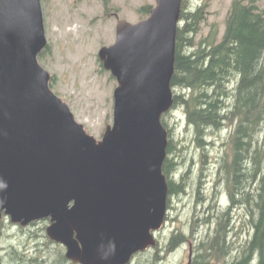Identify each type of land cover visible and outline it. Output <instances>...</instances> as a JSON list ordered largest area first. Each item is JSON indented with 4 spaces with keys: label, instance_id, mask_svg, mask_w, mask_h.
I'll return each instance as SVG.
<instances>
[{
    "label": "water",
    "instance_id": "95a60500",
    "mask_svg": "<svg viewBox=\"0 0 264 264\" xmlns=\"http://www.w3.org/2000/svg\"><path fill=\"white\" fill-rule=\"evenodd\" d=\"M181 9L182 0H157L146 19H120L115 42L100 48L118 86L113 125L98 141L39 62L42 0H0V231L3 215L21 225L50 218L47 234L79 264H129L156 245Z\"/></svg>",
    "mask_w": 264,
    "mask_h": 264
},
{
    "label": "trees",
    "instance_id": "16d2710c",
    "mask_svg": "<svg viewBox=\"0 0 264 264\" xmlns=\"http://www.w3.org/2000/svg\"><path fill=\"white\" fill-rule=\"evenodd\" d=\"M259 1L233 0L225 31L219 38L216 27L208 34L202 32L209 2L191 5L189 0H182L171 81L174 104L162 116L169 137L163 172L170 197L185 191L184 181H172L184 163L183 154L179 160V150L173 148L174 136L167 121L171 112L183 109L186 122L195 133L194 139L203 149V169L209 165L205 146L215 145V141L209 140L210 132L232 126L224 142L225 151L218 160L216 179V184L221 183L225 188L229 204L225 207L214 204L220 210L212 221L215 226L198 244V253L190 264H264V8L259 6ZM151 9L144 5L139 12L149 15ZM48 47L39 54L40 61ZM238 209L239 220L245 227L243 242L232 239L235 229L232 222ZM206 222L210 223L209 217ZM185 237L183 232L175 233L168 250H176ZM58 256L50 262L48 252L30 258L20 253L17 261L66 263L63 253ZM5 261L0 256V264ZM143 263L158 261L148 258Z\"/></svg>",
    "mask_w": 264,
    "mask_h": 264
},
{
    "label": "rangeland",
    "instance_id": "374dc122",
    "mask_svg": "<svg viewBox=\"0 0 264 264\" xmlns=\"http://www.w3.org/2000/svg\"><path fill=\"white\" fill-rule=\"evenodd\" d=\"M206 1L209 14L202 32L208 34L216 27L221 38L233 0H189V3L197 5ZM156 4L157 0H42L49 47L39 62L51 74V89L68 103L76 120L98 141L107 127L113 125L114 91L118 86L117 79L104 68L98 52L101 47L115 42L120 19L131 23L146 19L150 14L144 15L139 9L144 5L152 8ZM258 4L264 8V0ZM182 110L172 111L167 121L174 136L173 148L179 150V160L183 154L184 165L180 166V171L178 169L175 179L184 181L185 191L169 197V217L157 234L161 248L155 254L153 247L140 264L148 258L157 259V264H189L198 253L200 241L213 231L212 221L217 219L219 210L214 204H221V207L229 204L225 188L221 183L216 184V179L218 160L225 151L224 142L232 126L210 132L209 140L215 141V145L205 146L209 165L203 169V149L198 147L195 133L189 128ZM177 117L179 123H176ZM208 217L210 223L206 222ZM239 219L238 209L232 222L235 225L232 239L243 242L245 227ZM48 224L41 221L33 231L25 233L7 216L0 231V256L6 260L5 264H22L17 261L20 253L30 258L48 252L50 262L59 257L58 253L64 251L46 236ZM179 232L185 234V240L176 250L169 251V240Z\"/></svg>",
    "mask_w": 264,
    "mask_h": 264
},
{
    "label": "flooded vegetation",
    "instance_id": "af4514ba",
    "mask_svg": "<svg viewBox=\"0 0 264 264\" xmlns=\"http://www.w3.org/2000/svg\"><path fill=\"white\" fill-rule=\"evenodd\" d=\"M177 172L173 175V177H172V181H174L175 183H177V181L179 182V180H176L177 178ZM176 178V179H175ZM168 205H169V201H168ZM169 210H168V212H167V217H166V222H167V218L169 217ZM6 217H4L3 218V220H2V224H4V219H5ZM41 221H44V222H48L49 224L47 225V227L51 224V220H50V218H45V219H42V220H39V221H34V222H31V223H29V224H27V225H21V224H18V225H14L15 227H17L20 231H24L25 233L26 232H29V231H33L35 228H36V226L41 222ZM47 227H46V236L50 239V240H52L50 237H49V235L47 234ZM164 227V226H163ZM159 232L157 231L156 233H155V237H156V240H157V243H156V245L154 246V248L153 247H150V248H148V249H146L145 251H140V252H138V253H136L134 256H133V258H132V260L130 261V263L129 264H140L139 262L142 260V257L144 258L146 255H148L149 254V252H151L152 251V248H153V250L155 251V254H158V252H159V249L161 248V246H159V239H158V236H157V234H158ZM53 242H54V240H53ZM56 242V241H55ZM58 244H59V246L62 248V250L64 251L63 252V256H64V258H65V260H66V263L68 264V263H70V264H76V263H74L72 260H69L67 257H66V252H67V248L62 244V243H59V242H57ZM191 250H192V248H190V253H191ZM79 264V263H78Z\"/></svg>",
    "mask_w": 264,
    "mask_h": 264
}]
</instances>
